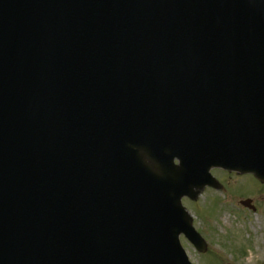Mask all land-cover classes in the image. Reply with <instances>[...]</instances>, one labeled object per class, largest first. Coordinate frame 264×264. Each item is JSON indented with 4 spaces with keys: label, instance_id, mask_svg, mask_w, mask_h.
Wrapping results in <instances>:
<instances>
[{
    "label": "water",
    "instance_id": "obj_1",
    "mask_svg": "<svg viewBox=\"0 0 264 264\" xmlns=\"http://www.w3.org/2000/svg\"><path fill=\"white\" fill-rule=\"evenodd\" d=\"M213 167L264 182V0H0V264H189Z\"/></svg>",
    "mask_w": 264,
    "mask_h": 264
},
{
    "label": "rangeland",
    "instance_id": "obj_2",
    "mask_svg": "<svg viewBox=\"0 0 264 264\" xmlns=\"http://www.w3.org/2000/svg\"><path fill=\"white\" fill-rule=\"evenodd\" d=\"M220 185L205 187L192 201L181 203L191 225L207 243L206 252L198 253L183 236L182 247L192 264H249L264 249V183L251 174L211 171ZM247 202V204H244ZM252 264H264L254 260Z\"/></svg>",
    "mask_w": 264,
    "mask_h": 264
},
{
    "label": "bare ground",
    "instance_id": "obj_3",
    "mask_svg": "<svg viewBox=\"0 0 264 264\" xmlns=\"http://www.w3.org/2000/svg\"><path fill=\"white\" fill-rule=\"evenodd\" d=\"M257 223L258 224H262V227L259 226L257 229L259 231L264 230V223L263 222H257ZM257 251H258L257 258L256 259H253V261L252 260L249 261V264H252L254 262V260H255V262L256 261L262 262V260L264 259V249H258Z\"/></svg>",
    "mask_w": 264,
    "mask_h": 264
}]
</instances>
